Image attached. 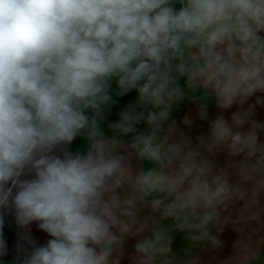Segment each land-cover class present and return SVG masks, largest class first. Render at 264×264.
<instances>
[{
    "label": "clouds",
    "instance_id": "clouds-1",
    "mask_svg": "<svg viewBox=\"0 0 264 264\" xmlns=\"http://www.w3.org/2000/svg\"><path fill=\"white\" fill-rule=\"evenodd\" d=\"M258 93L264 0H0V264H264Z\"/></svg>",
    "mask_w": 264,
    "mask_h": 264
},
{
    "label": "crops",
    "instance_id": "crops-1",
    "mask_svg": "<svg viewBox=\"0 0 264 264\" xmlns=\"http://www.w3.org/2000/svg\"><path fill=\"white\" fill-rule=\"evenodd\" d=\"M179 7V5H177ZM183 84V81H181ZM113 89L115 90V84H113ZM257 95H260L264 97V93H258ZM136 94L130 93L127 97L124 98H116L117 103L109 110L108 112V119L104 124L105 131L108 135H111L112 133L107 130V123L108 122H115V120L118 119L119 111L123 109V107L127 103H131L134 101ZM115 98V97H114ZM255 97L252 98V100L249 101V103L254 102ZM247 105H245L246 107ZM209 110L211 114H215L217 112V109L214 105L210 103ZM235 111V107L230 110ZM194 114V107L193 105L183 102L178 108H174L173 110V117L179 122L184 115H193ZM226 115H230V112ZM255 118L259 120L260 122H264V107H257L256 109V116ZM143 125H141V129H143ZM207 124L204 122L197 121V123L193 126L192 135L195 136L196 134H199L202 131H206ZM261 139H264V134H261ZM87 142L78 138L76 141L73 142V144L70 146L71 151H84L86 150ZM225 158L221 157V162H223ZM31 231L30 235H32L36 241L37 245H41L46 243L47 239L49 237L46 233H42L35 224L30 226ZM22 231L19 229L14 221V218L7 217L5 228H4V235L5 239L7 241L8 245V254L7 256L3 257L7 264H10L11 260L17 255L16 252V244L19 241L20 235L22 234ZM220 239L223 241V247L220 249H212L210 246H206L204 249L200 250V256L202 260V264H216L217 259H226L229 255L233 253V243L237 239V233L233 230L232 226H228L225 228L224 232L220 235ZM25 246L27 247L26 242ZM181 243L179 234L176 235V245H179ZM175 247V246H174Z\"/></svg>",
    "mask_w": 264,
    "mask_h": 264
}]
</instances>
